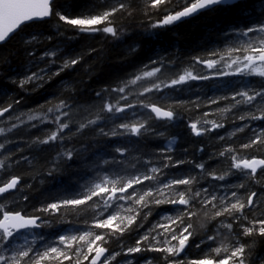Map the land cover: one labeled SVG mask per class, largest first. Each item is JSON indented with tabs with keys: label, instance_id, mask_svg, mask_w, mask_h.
Segmentation results:
<instances>
[{
	"label": "trees",
	"instance_id": "16d2710c",
	"mask_svg": "<svg viewBox=\"0 0 264 264\" xmlns=\"http://www.w3.org/2000/svg\"><path fill=\"white\" fill-rule=\"evenodd\" d=\"M118 2L119 0H55L53 10L67 12L71 16L96 14ZM126 2L128 11L117 13L112 18L119 32L118 38L102 32L81 33L53 15L47 21L24 26L6 44L0 45V109L11 106L10 111L0 119V128L5 130L0 134V144H3L0 148V161L4 165L0 168V182L13 176L21 180L14 193L0 197V207L28 216H39L43 220L41 231L25 233L23 236L27 239L22 245H18L15 239L19 238H15L12 245L0 254L11 256L17 248L30 246L35 258V252L43 251L46 247L63 248V245H59V237L62 235H80L85 231L110 232L108 229L91 227L96 213L90 205H99V198L78 207L64 206L59 211L45 213L37 209L51 203H62L66 199L83 197L90 187L105 176L127 177L137 170L143 172L152 166L159 167L165 162L166 155L171 156L173 161L184 160L185 163L164 169L162 179L190 173L197 176L199 181L193 187H207L218 198L230 196L232 191H236L239 198L244 200L248 193L255 191L258 194L255 206L245 209V212L249 219L264 218V169L252 178L230 167L232 154L241 158H264V145L249 149L241 147L264 131V120L242 121L238 118L240 115L247 116L250 112L259 114V108L245 103L237 104L232 100V96L240 91L264 89V77L232 74L236 72L237 66H226L230 63L227 58L229 49L239 47L249 39L255 41L260 35L243 37L240 32L246 26L264 19L260 7L262 0H245L230 8L217 6L191 20L159 28L151 25L161 12L148 9L145 0ZM180 2L181 0H173V4L167 7L172 9L173 5ZM49 53L55 55H48ZM238 55L242 53H232L233 58ZM221 56L225 59L221 60ZM70 58H79L80 62L46 81L20 86L31 73L41 69L55 72ZM198 58L218 61L215 72L221 74L226 71L229 74L219 77L207 75L206 65L197 63ZM157 67L161 68V72L155 76L142 79L135 85L129 83L135 76ZM186 71L208 76V79L187 80L174 87L162 88V91L140 95L144 88L153 83L170 82ZM119 87H125V93L111 91ZM97 93L101 95L97 96ZM122 95L127 96V99H120ZM117 100L120 105L132 103L136 107L113 118L104 119L112 116L101 111L104 103H116ZM213 100L217 103H211ZM237 100L242 101L243 98L238 96ZM61 101L69 105L62 110L68 112V118L72 111L93 109L94 112L75 122L69 120V128L61 133L62 139L41 144L39 140L47 138L57 127L52 119L59 114L55 112V106ZM141 102L172 110L175 120H156L147 108L140 106ZM254 103L259 105L260 98ZM48 108H53V112L48 113ZM225 108H231V111L223 112ZM15 114L18 116L13 118ZM29 115H39L45 119L29 120ZM97 115L101 117L97 124L88 125V121L96 119ZM66 120L65 116L62 117L63 122ZM205 120H216L224 127L196 136L190 124L198 122L199 127H210L203 123ZM137 121L146 123L140 136L120 134L112 137L105 136L100 131L103 128L105 132H111L115 124ZM81 124L88 126L81 129ZM13 125L16 127L13 128ZM169 146L172 150L164 152ZM227 147H232L235 152L221 157L219 153ZM117 148L126 149L125 155L121 156L116 151ZM68 151L72 152L71 160L65 155ZM195 163H204L207 169L217 174L224 171L232 174L224 181L213 180L210 176L201 174L194 167ZM241 183L245 185L244 188L237 187ZM153 186L152 182H147L137 186L135 190L140 192L145 187ZM127 207L138 206L130 201H118L108 212L119 210L126 216L129 215L125 211ZM180 207L153 204L150 208H138L141 214L136 224L123 235L113 232L106 236L107 243L103 246L108 249V256L119 253L110 264H146V261L168 264L172 259L187 262L203 259L209 255L210 248L219 247L222 243H236L228 230L221 226V222H230L226 217L212 219L215 209L209 207L204 210L198 206L194 209L198 211V215L190 221L193 224L190 231L194 235L189 239L182 255L169 257L163 252L154 251L124 254L128 248L136 246L138 239L148 235L154 225L164 223L166 215H178ZM185 222H188L187 219ZM163 231L159 229L151 232V235L162 241L164 237L159 232ZM233 231H242L240 222L233 224ZM209 235H216V240H207ZM239 239L240 242L253 240L244 236ZM254 241L255 246L249 255L251 261L256 262L258 257H264V238L257 236ZM152 244L155 245V241ZM197 244L200 246L197 247ZM147 245L146 241L141 247ZM211 256L216 257V254L211 253ZM75 259L73 256L71 261H64V264H73ZM45 264L59 262L52 260ZM83 264H89V261H84Z\"/></svg>",
	"mask_w": 264,
	"mask_h": 264
},
{
	"label": "snow or ice",
	"instance_id": "6c2138e0",
	"mask_svg": "<svg viewBox=\"0 0 264 264\" xmlns=\"http://www.w3.org/2000/svg\"><path fill=\"white\" fill-rule=\"evenodd\" d=\"M239 0H181L177 5H173L172 9H169L167 5H172L173 0H145L148 9H155L162 14L151 26L153 28H159L164 26H170L182 19L194 16L206 9H212L214 6L221 7H234L238 4ZM261 15H264V0L261 2ZM53 0H0V42L7 40L11 34L15 33L22 25H25L32 21L45 20L55 15L59 21H62L66 25H70L81 33L93 34L102 32L106 35H110L113 38L119 37V32L114 25L113 17L117 13L128 11V4L126 0H119V2L113 5L107 10L87 15L80 14L78 16H71L67 12H54ZM131 14V13H129ZM253 34L258 35L257 40H246L239 47H233L228 50L227 58L230 60L226 66L231 68L236 65V73L257 75L264 77V19L258 20L255 24L246 26L244 30L240 32L243 37H250ZM242 53L235 58L232 57V53ZM48 55H55V53H49ZM214 55H216L214 53ZM221 60L225 57L221 56ZM79 58H70L65 60L61 67L55 72H48L46 69H41L39 72H33L27 76L20 84L21 87L25 83H34L37 81H46L52 76H58L62 71L67 68L74 67L78 64ZM197 63H204L208 68L214 67L218 61L215 60H200ZM161 72V68L157 67L151 71H146L142 75H137L129 83L135 85L138 81L145 78H151L157 73ZM229 74V73H225ZM196 79H208V76H200L193 74L192 71H186L179 75L177 78H173L170 82H157L153 83L149 87L144 88L140 95H144L152 91H162V88H170L185 83L187 80ZM111 91L125 93V87L113 88ZM97 93V96H100ZM242 97L243 100H237V97ZM260 98V103L257 105V98ZM120 99H127V96L122 95ZM232 100L237 104L245 103L259 108V114L249 113L247 116L240 115V120H264V89L260 90H245L240 91L232 96ZM19 101H17L18 103ZM211 103H217L216 100ZM141 107L147 108L155 118H166L172 120L175 117V113L172 110H165L155 104H146L141 102ZM69 105L65 101H61L55 106V112L59 113L54 115L52 122L57 125L45 139L39 140L41 144H48L55 142L58 139H62L61 133L69 128V123L61 122L62 117L67 116V111H62L68 108ZM136 107L135 104L127 103L120 105L119 100L116 103L105 102L101 111L112 114L109 119L117 116L120 113H124L129 108ZM11 106L0 109V116H4L6 112L10 111ZM223 112L231 111V108H225ZM48 113L53 112V108L47 109ZM205 115H208L205 113ZM29 120H44L45 117L39 115H29ZM101 119L97 115L96 119L89 120L88 125L97 124ZM204 124L210 125L208 128L198 127V122L190 124L192 132L196 136H201L206 132L214 131L218 128L224 127V125L216 120H205ZM81 124L80 128L88 126ZM13 128L16 125L12 126ZM146 128L145 122L127 123L121 122L114 125V130L111 132H105L103 128L100 129L101 133L105 136L115 137L120 134H130L133 136H140L142 130ZM242 130V129H241ZM5 130L0 128V134H3ZM223 139V137H220ZM256 145H264V131L258 133L248 143L243 144V149H249ZM3 144H0V148ZM169 146L164 149V152L171 151ZM116 151L121 155H125L126 149L117 148ZM235 149L227 147L219 153L221 157L226 154H232ZM68 160L72 159V152L65 153ZM231 165L230 167L238 172L244 173L252 178L256 177L258 168L264 169V158L247 157L241 158L237 155H230ZM164 163L159 167L152 166L143 172L137 170L129 174L127 177L118 175L115 178H109L105 176L100 182L95 183L88 189L86 195L75 199H66L62 203H51L46 207L37 209L40 212L59 211L61 207L72 206L78 207L88 204L89 201H93L94 198H99L101 203L99 205H90L93 211L96 213V218L93 220L91 227L94 229H108V233H98L93 231H85L80 235H62L59 237L58 246L46 247L43 251L35 252V258H33V249L29 247L17 248L11 256L0 254V264H45L46 261L56 260L59 264H64V261H71L72 257L76 259L73 264H83L84 261H89V264H110V259L114 260L116 255L109 257L106 255L108 249L103 246L107 243L106 236H110L113 232H118L123 235L133 224H136L137 219L140 217V210L143 208H150L151 205L169 204L173 206H181L179 214L172 216L166 215L164 217V223H158L154 225L151 232H157L159 229H163V232H159V235L164 239L161 241L157 239V236H152L151 232L148 235H144L141 239L136 241L135 247L127 249V254L139 253L141 251H154L163 252L169 257H178L183 253L188 246L189 239L193 237L194 233L190 231L193 228V224L190 222L192 217L198 215V211L194 209L199 208L207 210L209 207L215 209L212 215V219L218 217H226L230 222L223 223L221 226L228 230L231 234V239H234L236 243L231 246L221 244L220 247H212L209 249V255L203 259H192L190 261L172 259L168 261V264H264V257H258L256 262L251 261L250 252L255 246V237L264 238V218L249 219L245 209H251L255 206V199L258 194L255 191L248 193L246 199L242 200L237 195L236 191H232L230 196L217 197L216 194L209 192L207 187H201L199 189L193 187L197 184L198 178L195 175L187 174L184 176H176L171 179H162L163 170L169 167H178L180 164L185 163L184 160L173 161L172 157L166 155L164 157ZM3 162L0 161V168H2ZM194 167L205 176H210L213 180L224 181L232 173L230 171H224L220 174L213 172L206 168L204 163H195ZM264 174V173H262ZM147 182H152L153 187H145L142 191L136 192V187L145 185ZM0 196L8 193L10 190L17 189L20 184V178L17 176L11 177L7 181L0 182ZM183 186V187H182ZM237 187L244 188L243 183ZM132 191H129V190ZM118 201L131 202L138 207H127L125 211L129 215H122L119 210L114 212H108L113 207V204ZM138 208L140 210H138ZM108 214L105 216V213ZM150 214V213H148ZM207 212L205 211V215ZM104 217L100 219V217ZM146 219V216L144 217ZM187 219V223L185 222ZM41 218L39 216H28L21 212H12L0 207V253L6 251L7 247H10L14 242L17 233L22 230L34 229L41 227ZM119 221V222H118ZM240 222L242 231L240 233H234L233 224ZM246 222V223H245ZM123 225V226H122ZM174 226V227H173ZM203 226V225H201ZM253 238L252 242L244 241L240 242L239 237ZM151 237V239H150ZM209 241H215L216 235H209L206 237ZM148 245L144 248L145 242ZM155 241V245L152 244ZM172 241H176L173 244ZM103 242V243H99ZM197 247L200 244L196 245ZM225 255H221V253ZM94 253V255H93ZM211 253H215L216 257H212ZM82 257V259H81ZM146 264H152L151 261H146Z\"/></svg>",
	"mask_w": 264,
	"mask_h": 264
},
{
	"label": "rangeland",
	"instance_id": "374dc122",
	"mask_svg": "<svg viewBox=\"0 0 264 264\" xmlns=\"http://www.w3.org/2000/svg\"><path fill=\"white\" fill-rule=\"evenodd\" d=\"M205 71H208V72H207V75H211V76H219L218 72H215V66L212 67V68H208V67L206 66ZM225 73H226V71L221 72V74H223V75H225ZM92 112H94L93 109H90V110L81 109L79 112L72 111L70 117L68 118V115H67V116H65V119H67L66 122H68L69 120H72L73 122H75V121H78L79 119H82V118L88 117L89 115H91ZM17 116H18V114H15V115L13 116V118H16ZM13 118H12V119H13ZM62 122H63V121H62ZM26 239H27V237H21V238L19 239V241L17 242L18 245H22L21 243H24V242L26 241ZM225 245H226V244H225ZM227 245H228V246H231L232 244H231V245L227 244ZM220 246H221V245H220ZM220 246H219V247H220ZM124 254L127 255V252H125ZM128 255H131V254H128ZM221 255H225V253H221ZM109 257H110V256H109ZM113 261H114V260L110 259V263H112Z\"/></svg>",
	"mask_w": 264,
	"mask_h": 264
},
{
	"label": "water",
	"instance_id": "95a60500",
	"mask_svg": "<svg viewBox=\"0 0 264 264\" xmlns=\"http://www.w3.org/2000/svg\"><path fill=\"white\" fill-rule=\"evenodd\" d=\"M54 1L55 0H53V3H54ZM242 1H244V0H239V2H242ZM238 2V3H239ZM217 6H214L212 9H214V8H216ZM212 9H206V10H204V11H202V12H200V13H197V14H195L194 16H191V17H188V18H186V19H182L181 21H178L177 23H181V22H184V21H186V20H189V19H192V18H196V17H198L199 15H201V14H203V13H206V12H208V11H210V10H212ZM51 17H49V18H47V19H45V20H37V21H32V22H29V23H27V24H31V23H35V22H42V21H46V20H48V19H50ZM27 24H25V25H27ZM25 25H22L21 26V28L23 27V26H25ZM20 28V29H21ZM20 29H18L15 33H13V34H11L10 35V37L7 39V40H5L4 42H0V45H2V44H6ZM154 115V114H153ZM155 116V115H154ZM1 117V116H0ZM159 121H167L168 119H166V118H162V119H158ZM173 120V119H172ZM171 121V120H170ZM261 169L260 168H258V170H257V173L260 171ZM20 183H21V181H20ZM19 186V185H18ZM17 186V187H18ZM16 190V189H15ZM15 190H10L8 193H5L4 195H7V194H11L12 192H14ZM4 195H2V196H4ZM40 222H41V220H40ZM41 229V227H38V228H34V229H28V230H22L20 233H23V232H25V231H29V230H33V231H35V230H40ZM17 234H19V233H17Z\"/></svg>",
	"mask_w": 264,
	"mask_h": 264
},
{
	"label": "bare ground",
	"instance_id": "6f19581e",
	"mask_svg": "<svg viewBox=\"0 0 264 264\" xmlns=\"http://www.w3.org/2000/svg\"><path fill=\"white\" fill-rule=\"evenodd\" d=\"M244 1H245V0H244ZM242 2H243V1H242ZM239 3H240V2H239ZM192 19H193V18H192ZM189 20H191V19H189ZM186 21H188V20H186ZM184 22H185V21H184ZM181 23H183V22H181ZM156 120H158V119L156 118ZM16 190H17V189H16ZM16 190H15V191H16ZM15 191H14V192H15ZM14 192H12V193H14ZM12 193H11V194H12ZM8 195H10V194H8ZM42 223H43V220H42V218H41V224H42Z\"/></svg>",
	"mask_w": 264,
	"mask_h": 264
}]
</instances>
